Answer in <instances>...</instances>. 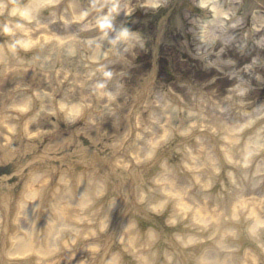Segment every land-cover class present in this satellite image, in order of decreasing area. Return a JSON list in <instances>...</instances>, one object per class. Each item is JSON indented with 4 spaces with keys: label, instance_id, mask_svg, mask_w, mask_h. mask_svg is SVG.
<instances>
[{
    "label": "clouds",
    "instance_id": "1",
    "mask_svg": "<svg viewBox=\"0 0 264 264\" xmlns=\"http://www.w3.org/2000/svg\"><path fill=\"white\" fill-rule=\"evenodd\" d=\"M0 264H264V0H0Z\"/></svg>",
    "mask_w": 264,
    "mask_h": 264
}]
</instances>
